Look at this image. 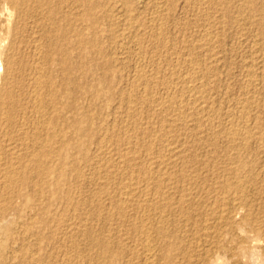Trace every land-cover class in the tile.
Here are the masks:
<instances>
[{
	"label": "rangeland",
	"instance_id": "obj_1",
	"mask_svg": "<svg viewBox=\"0 0 264 264\" xmlns=\"http://www.w3.org/2000/svg\"><path fill=\"white\" fill-rule=\"evenodd\" d=\"M35 1L21 37L15 39V31L8 29L19 14H10L7 5L0 16V46L15 42L16 47V63L10 67L15 104L9 112L16 122H3L0 128V169L15 167L0 172V264H143L146 248L136 237L137 217L163 229L159 238L152 230L151 243L158 252L155 264H162L169 242L213 216L216 208L203 201L215 191L223 194L225 184L234 181L240 188H232L231 197L241 200L230 210L241 213L237 222L242 226H253L263 236L264 0H49L42 8ZM46 11L54 13L52 19ZM193 70L205 76V112L179 120L173 110L158 107L169 91L163 81L173 73L186 78ZM21 124L30 138L21 140L14 133ZM235 126L253 133L237 149L221 134ZM38 131L57 135L45 143ZM167 142L179 150L165 157L172 169L169 183L187 174L179 185L193 182L204 196L201 201L192 197L184 210L167 199L160 203L166 209L147 206L145 199L139 208L131 193L138 170H156L149 158ZM44 149L49 156L39 167L32 157ZM191 164L199 174L188 172ZM197 202H202L201 213L193 206ZM164 236L170 237L167 244ZM176 255L180 264L181 255Z\"/></svg>",
	"mask_w": 264,
	"mask_h": 264
},
{
	"label": "bare ground",
	"instance_id": "obj_2",
	"mask_svg": "<svg viewBox=\"0 0 264 264\" xmlns=\"http://www.w3.org/2000/svg\"><path fill=\"white\" fill-rule=\"evenodd\" d=\"M32 0H0V16L2 15L3 11L8 10L9 7L7 5H9L11 7V12L13 11L14 14H16L15 12H17V14H19L20 19L17 22V24H14V19H13V25H10V28H8L10 30V32L12 30L15 31V39L16 37L22 35L23 29H24V25L23 23L24 20H26V12L28 10V8L33 5L31 3ZM201 1V0H199ZM214 1V0H213ZM221 1V0H220ZM52 2V1H51ZM245 3V2H244ZM6 4V5H5ZM51 4L49 2V0H36L34 5L37 6V8H42V5L46 6ZM203 4V3H202ZM201 4V5H202ZM54 5V4H53ZM117 5V4H116ZM219 5V4H218ZM49 7V6H48ZM54 7V6H52ZM127 7V6H126ZM228 7V6H227ZM53 9V8H52ZM48 10V9H47ZM119 10V9H118ZM45 11V10H44ZM8 12V11H7ZM48 14L49 19H52V15H49L52 12H48L46 11ZM45 12V13H46ZM161 12V11H160ZM221 12V11H220ZM12 13V14H13ZM43 13V14H45ZM112 13V12H111ZM126 13V12H125ZM159 13V11H158ZM8 14V13H7ZM71 14V13H70ZM69 14V15H70ZM116 14V13H115ZM6 15V14H5ZM29 15V14H28ZM4 16V15H3ZM46 16V15H45ZM44 16V17H45ZM54 16V15H53ZM230 16V15H229ZM249 16V15H248ZM5 17V16H4ZM7 17V16H6ZM12 17V16H9ZM8 17V18H9ZM17 17V16H16ZM118 17V16H117ZM201 17V16H200ZM15 18V16H14ZM120 18V17H119ZM34 19V18H33ZM132 19V18H131ZM135 19V18H134ZM12 20V19H11ZM18 20V19H17ZM97 20V19H96ZM204 20V19H203ZM56 21V19H55ZM12 22V21H11ZM53 22V21H52ZM16 23V22H15ZM29 23V22H28ZM1 24V23H0ZM6 24V23H5ZM52 24V23H51ZM114 24V23H113ZM131 24V21H130ZM162 24V23H161ZM208 25V24H207ZM5 26V25H4ZM52 26V25H51ZM203 26V25H202ZM210 26V25H209ZM208 26V27H209ZM6 27V26H5ZM76 28V27H75ZM79 28V27H78ZM134 28V27H133ZM140 28V27H139ZM26 29V28H25ZM49 30V29H48ZM46 31V30H45ZM95 31V30H94ZM56 32V31H55ZM75 32V31H74ZM125 32V31H124ZM12 34V33H11ZM67 34V33H66ZM208 35V34H207ZM34 36V35H33ZM84 36V35H83ZM1 37V35H0ZM10 37H12L10 35ZM7 38V39H10ZM206 37V36H205ZM3 38V37H1ZM0 38V39H1ZM6 39V37L4 38ZM35 39V38H34ZM68 39V38H67ZM80 39V38H79ZM210 39V38H208ZM212 39V38H211ZM2 40V39H1ZM19 40V39H18ZM36 40V39H35ZM218 40V39H217ZM5 41V40H4ZM3 41V42H4ZM209 41V40H208ZM207 41V42H208ZM211 41V40H210ZM216 41V40H215ZM2 42V41H1ZM8 42H10L8 40ZM36 42V41H34ZM187 42V41H186ZM193 42V41H192ZM218 42V41H216ZM257 42V41H256ZM20 43V42H19ZM40 43V41H39ZM91 43V42H90ZM96 43V42H95ZM167 43V42H166ZM204 43V42H203ZM210 43V42H209ZM213 43V41H212ZM211 43V44H212ZM1 44V43H0ZM31 44V43H30ZM191 44V43H190ZM216 44V43H215ZM6 44H4V46H0V128L2 126L3 122L6 123H11L14 124V119H13V114H9L10 110L13 108V103L11 101V79L13 78L14 74L12 73L11 70V65L15 64V57H16V47H15V42H12L11 44L9 43V46ZM19 45V44H17ZM35 44L33 43V46ZM101 45V44H100ZM141 45V44H140ZM42 46V45H39ZM47 46V45H46ZM195 46V45H194ZM19 47V46H18ZM36 47V45H35ZM200 47V46H199ZM46 48V47H45ZM18 50V49H17ZM35 50H38V44L37 47L35 48ZM106 51V50H105ZM48 52V51H47ZM63 52V51H62ZM100 52V50H99ZM43 53V52H42ZM51 53V52H50ZM65 53V51H64ZM69 53V52H67ZM66 54V53H65ZM43 55V54H42ZM50 56V55H49ZM45 58V57H44ZM67 58V57H66ZM194 59V58H193ZM190 60V59H189ZM207 61V60H206ZM47 62V60H46ZM48 63V62H47ZM193 63V62H192ZM195 63V62H194ZM201 63V62H200ZM211 63V62H210ZM41 64V63H40ZM206 64V63H205ZM38 65V64H37ZM193 65V64H192ZM23 66V65H22ZM45 66V65H44ZM186 66V65H185ZM16 67V66H15ZM198 67V66H197ZM195 68V67H194ZM202 68V67H201ZM42 69V68H41ZM179 69V68H178ZM66 70V69H65ZM140 70V69H139ZM143 70V69H142ZM197 70V69H196ZM16 71V69H15ZM19 71V70H18ZM161 71V70H160ZM172 72V71H171ZM187 72V71H186ZM189 72V71H188ZM209 72V71H208ZM181 73V72H179ZM178 73V74H179ZM34 74V73H33ZM182 74V73H181ZM201 74V73H200ZM40 75V72H39ZM46 76V75H45ZM178 75H176V73H173L170 77L166 78L163 81V84L165 86L168 87L169 91L166 92L168 93L167 96L163 99L158 100V107L159 109H170L173 110L176 114V116L180 119H184L185 117L188 116V113H192L193 111H195L197 114L198 112L201 111V109H204L203 104L205 103L204 100L205 99V90H204V85L202 83V78H204L203 76L200 77L199 73L196 72L195 70L191 71L190 73H188V75L186 76V78H178L176 77ZM254 76V75H253ZM17 77V76H16ZM48 77V76H47ZM215 77V76H214ZM50 78V77H49ZM61 78V77H60ZM15 79V78H14ZM46 78H44L45 80ZM206 79V78H205ZM42 80V78L40 79ZM43 80V81H44ZM49 81V80H48ZM206 81V80H205ZM41 82V81H40ZM210 82V81H209ZM19 83V82H18ZM50 83V82H49ZM48 83V84H49ZM44 84V83H43ZM41 85V83H40ZM156 85V84H155ZM15 86V85H14ZM45 86V84H44ZM80 86V85H79ZM33 87V86H31ZM37 87V86H36ZM41 87V86H40ZM43 87V85H42ZM51 87V86H50ZM59 87V86H58ZM204 87V88H203ZM208 87V86H206ZM30 88V87H29ZM45 87H43L44 90ZM57 88V87H56ZM46 89V88H45ZM55 89V88H54ZM59 89V88H58ZM40 90V89H38ZM42 90V89H41ZM41 90L39 92H41ZM49 90V89H48ZM48 90H46V93H50L52 97H55V93L47 92ZM27 91V90H26ZM36 92V88L35 90H33ZM53 91V90H52ZM58 91V90H57ZM14 91L12 90V93ZM44 92V91H43ZM86 92V91H85ZM31 93V92H30ZM41 94V93H40ZM44 94V95H45ZM29 95V94H28ZM36 96V95H34ZM39 96V95H37ZM48 96V95H47ZM31 97V96H30ZM40 97V96H39ZM43 97V96H42ZM36 98V97H35ZM38 98V97H37ZM41 98V97H40ZM207 98V96H206ZM210 98V97H208ZM39 99V98H38ZM43 99V98H42ZM86 99V98H85ZM140 99V98H139ZM29 100V99H28ZM46 100V99H45ZM211 100V99H209ZM132 101V100H131ZM151 101V100H150ZM13 104H12V103ZM34 102V101H32ZM36 102V101H35ZM42 102V100H41ZM136 102V101H135ZM51 103V102H50ZM156 103V102H155ZM207 103V101H206ZM52 104V103H51ZM55 104V103H54ZM212 104V103H211ZM245 104V103H244ZM34 105H38V104H34ZM41 105V104H40ZM27 106V105H26ZM39 106V105H38ZM48 106V105H47ZM52 106V105H51ZM25 107V106H24ZM34 107V106H33ZM40 107V106H39ZM53 107V106H52ZM157 107V108H158ZM206 107V106H205ZM37 108V107H36ZM35 108V110H36ZM41 108V107H40ZM40 108L38 110V112L40 111ZM45 108V106H44ZM211 108V107H210ZM208 108V109H210ZM235 108V107H234ZM247 108V107H246ZM25 109V108H24ZM214 109V108H213ZM242 109H244L242 107ZM15 110V109H14ZM28 110V109H27ZM45 110V109H44ZM54 110V109H52ZM148 110V109H147ZM153 110V109H152ZM205 110V109H204ZM203 110V111H204ZM16 111V110H15ZM163 111V110H162ZM167 111V110H166ZM34 112V111H33ZM37 112V111H35ZM37 112V113H38ZM41 112V111H40ZM49 112V111H48ZM156 112V111H155ZM205 112V111H204ZM24 113V112H23ZM170 113V112H169ZM173 113V112H172ZM31 114V113H30ZM39 114V113H38ZM46 114V113H45ZM56 114V113H55ZM73 114V113H72ZM174 114V113H173ZM196 114V115H197ZM47 115V114H46ZM138 115V114H137ZM160 115V114H158ZM162 115V114H161ZM192 115V114H191ZM204 115V114H203ZM202 115V116H203ZM141 116V115H140ZM171 116V115H170ZM201 116V115H200ZM24 117V115H23ZM36 117V116H35ZM44 117V116H43ZM46 117V116H45ZM173 117V116H172ZM208 117V116H207ZM19 118V117H18ZM39 119V118H38ZM33 120V119H32ZM35 120V119H34ZM168 120V119H167ZM185 120V119H184ZM230 120V119H229ZM243 120V119H242ZM41 121V120H40ZM166 121V120H165ZM245 121V120H244ZM16 122V121H15ZM23 122V121H22ZM26 122V121H25ZM42 122V121H41ZM178 122V121H177ZM182 122V121H181ZM180 122V123H181ZM202 122V121H201ZM246 122V121H245ZM21 123V122H20ZM76 123V122H75ZM87 123V122H86ZM187 123V121H186ZM185 123V124H186ZM32 124V123H31ZM47 124V123H46ZM49 124V122H48ZM142 124V123H141ZM140 124V125H141ZM182 124V123H181ZM208 124V123H207ZM210 124V123H209ZM8 125V124H7ZM6 125V126H7ZM39 125V124H38ZM62 125V124H61ZM187 125V124H186ZM185 125V126H186ZM237 125V124H234ZM247 125V123H246ZM10 126V125H9ZM26 125L24 124V126H19L20 129L16 130V132H14V130L12 132H14L18 138H25V137H29L27 136V133L30 131H24L22 128L25 127ZM47 126V125H46ZM59 126V125H58ZM135 126V125H134ZM155 126V125H154ZM159 126V125H158ZM170 126V124H169ZM184 126V125H183ZM200 126H203L200 124ZM210 126V125H209ZM220 126V125H219ZM227 126V125H226ZM233 126V125H232ZM13 127V125H12ZM36 127V126H35ZM39 129V126H37ZM55 127V125H54ZM57 127V126H56ZM69 127V126H67ZM73 127V126H72ZM160 127V126H159ZM171 127V126H170ZM174 127V126H173ZM176 127V126H175ZM221 127V126H220ZM219 127V128H220ZM225 127V126H224ZM248 127V126H247ZM16 128V126H15ZM44 128V127H43ZM213 128V127H212ZM223 128V127H221ZM228 128V127H227ZM18 129V128H17ZM26 129V128H25ZM37 129V128H36ZM35 129V131H37ZM47 129V128H46ZM173 129V128H171ZM170 129V131H171ZM250 129V128H249ZM246 127L243 126H235V127H231L226 131H221L222 135H225V138L227 137L231 144L233 145V148L240 146L241 144H248V142L250 141V139H252L253 133ZM10 130V129H9ZM45 130V129H44ZM142 130V129H141ZM144 130V129H143ZM161 130V129H160ZM166 130V129H165ZM214 130V129H213ZM2 131V129H1ZM5 131V130H4ZM6 131H8L6 129ZM40 131V130H39ZM38 131V137H42V139L44 140V142L46 143H53V137L57 135V133H53V134H49V132L44 133V134H40ZM46 131V130H45ZM162 131V130H161ZM161 131H159L161 133ZM179 131V129H178ZM43 132V131H42ZM41 132V133H42ZM57 132V131H56ZM59 132V131H58ZM64 132V131H63ZM85 132V131H84ZM152 132V131H151ZM166 132V131H165ZM164 132V133H165ZM172 132V131H171ZM210 132V131H209ZM7 133V132H6ZM8 133H10L8 131ZM7 133V134H8ZM34 133V131H33ZM137 133V132H136ZM186 133V132H185ZM198 133V132H197ZM214 133V132H213ZM13 134V137L14 135ZM31 134V133H30ZM37 135V133H35ZM56 134V135H55ZM134 134V133H133ZM172 134V133H171ZM175 134V133H174ZM33 135V134H32ZM135 135V134H134ZM144 135V134H143ZM162 135H164L162 133ZM196 135V134H195ZM200 135V134H199ZM207 135V134H206ZM209 135V134H208ZM214 135V134H213ZM6 136V135H5ZM35 136V135H33ZM151 136V135H150ZM152 136H154L152 134ZM165 136V135H164ZM168 136V135H166ZM219 136V135H218ZM10 137V136H8ZM54 137V138H55ZM135 137V136H134ZM160 137V136H159ZM163 137V136H162ZM207 137V136H206ZM213 137V136H212ZM222 137V136H221ZM259 137V136H258ZM17 138V139H18ZM30 138V137H29ZM28 138V139H29ZM32 138V136H31ZM153 138V137H152ZM156 138V137H155ZM161 138V137H160ZM175 138V137H174ZM179 138V137H178ZM214 138V137H213ZM226 138V139H227ZM9 139V138H8ZM33 139V138H32ZM31 139V140H32ZM41 139V138H39ZM132 139V138H131ZM163 139L165 140V138L163 137ZM168 139V138H167ZM173 139V138H172ZM184 139V138H183ZM182 139V140H183ZM206 139V138H205ZM216 139V137H215ZM13 140V139H12ZM15 140V139H14ZM19 140V139H18ZM17 140V141H18ZM22 140V139H21ZM30 140V139H29ZM155 140V139H154ZM153 140V141H154ZM177 140V139H176ZM217 140V139H216ZM262 140V139H261ZM7 141V139H6ZM11 141L10 139L8 140V142ZM16 141V143H17ZM20 141V140H19ZM33 141V140H32ZM41 141V140H39ZM57 141V140H56ZM64 141V139H63ZM150 141V140H149ZM148 141V142H149ZM166 141V140H165ZM168 141V140H167ZM171 141V139H170ZM169 141V142H170ZM205 141V140H204ZM215 141V140H214ZM25 142V141H24ZM43 142V141H41ZM147 142V141H146ZM164 142V141H163ZM172 142V141H171ZM213 142V141H212ZM228 141V143H230ZM6 143V142H5ZM21 143V142H20ZM44 143V144H45ZM55 143V142H54ZM179 143V142H178ZM182 143V142H181ZM12 144V143H11ZM25 144V143H24ZM31 144V143H30ZM56 144V143H55ZM147 144V143H146ZM159 144V143H158ZM157 144V145H158ZM165 144H168L165 143ZM163 144V145H165ZM173 144V143H172ZM177 144V143H176ZM185 144V143H184ZM131 145V144H129ZM150 145V144H149ZM175 147V143L173 144ZM179 145V144H178ZM7 146V145H6ZM9 146V145H8ZM11 146V145H10ZM9 146V147H10ZM16 146V145H15ZM51 146V145H50ZM126 146V145H125ZM155 146V145H154ZM211 146V145H210ZM217 146V145H216ZM23 147V146H22ZM147 146H145L146 148ZM151 147V146H150ZM172 147V145H165V148L163 150H161V153L158 155H155V157L153 156V154H151L152 156L149 158L150 161L148 162L149 164H151L152 166L154 165L155 169L152 173H150L149 169L151 170V168L148 167V170H146L145 172L143 170H141V168L138 170V174L135 178V181L133 183L132 186V198L134 199V203L137 207H141L142 205V200L145 199V202L147 203V206L149 205L151 207L152 204L155 205V209L159 210L161 209L160 206H162V203L165 199L167 200H171L169 202V204H171V202L174 201V205L179 206V208H181V210L185 209V207L187 206L189 200L193 197V199L195 198L196 201H199L201 199L202 195L200 193V191L198 192L194 185L193 182L189 183V186H183L179 185V182L181 180L184 181V183L186 182V180L188 179L187 174L185 175H181L180 178L176 179L175 181L173 179V182L169 183L170 180V173H169V169L170 166L168 165V158H167V163L165 160V157H167V155H173V154H178V148H174ZM180 147V146H179ZM182 147V145H181ZM180 147V148H181ZM45 148V147H44ZM65 148V146H64ZM130 148V147H129ZM144 148V147H143ZM158 148V146H157ZM162 148V147H160ZM183 148V147H182ZM215 148V147H214ZM231 148V149H233ZM3 149V148H2ZM152 149V148H151ZM237 149V148H235ZM234 149V150H235ZM24 150V149H23ZM28 150V149H27ZM128 150V148H127ZM178 150V151H177ZM184 150V148H183ZM192 150V149H191ZM196 150V149H195ZM10 151V150H9ZM21 151V150H20ZM32 151V150H31ZM125 151V150H124ZM129 151V150H128ZM159 151V150H158ZM188 151V148H187ZM216 151V149H215ZM218 151V150H217ZM33 152V151H32ZM31 154H34L36 152H33ZM40 154L34 155L33 157L31 155H28L29 157H32L35 159V161L38 163V166L40 167L43 158H46V156H49V153L47 152V150H42L39 151ZM150 152V151H149ZM186 152V151H185ZM1 153V152H0ZM152 153V152H151ZM182 153V152H181ZM187 153V152H186ZM193 153V152H192ZM197 153V152H196ZM213 153V152H212ZM4 154V153H3ZM11 154V153H10ZM24 155V153H22ZM26 154V153H25ZM28 154V153H27ZM54 154V153H53ZM135 154V153H134ZM167 154V155H166ZM184 154V151H183ZM110 155V154H109ZM131 155V154H130ZM145 155V154H144ZM181 155V154H179ZM13 156V154H12ZM18 156V153H17ZM133 156V155H132ZM150 156V155H149ZM177 156V155H176ZM183 156V155H182ZM25 157V155H24ZM28 157V158H29ZM125 157V156H124ZM145 157V156H144ZM173 157V156H172ZM180 157V156H178ZM6 158V157H5ZM170 158V156H169ZM174 158V157H173ZM198 158V157H197ZM26 159V158H25ZM148 159V160H149ZM171 159V158H170ZM180 159V158H179ZM13 160V159H12ZM146 160V159H145ZM173 160V159H172ZM182 160V159H181ZM194 160V159H193ZM0 161H2V158H0ZM5 161V160H4ZM10 161V160H9ZM19 161V160H18ZM17 161V162H18ZM30 161V160H29ZM129 161V160H128ZM136 161V160H134ZM171 161V160H170ZM116 162V161H115ZM126 162V161H125ZM182 162V161H181ZM214 162V161H213ZM28 163V162H27ZM124 163V162H123ZM178 163V162H177ZM145 164V163H143ZM170 164V162H169ZM190 164V163H189ZM205 164V163H204ZM1 165V164H0ZM17 165V164H14ZM187 165V164H186ZM194 165V164H193ZM210 165V164H209ZM4 166V165H3ZM6 166V165H5ZM203 166V165H202ZM207 166V165H206ZM1 167V166H0ZM18 167V166H16ZM21 167V165H20ZM24 167V166H23ZM145 167V166H144ZM143 167V169H144ZM189 169L188 172H192V174L194 175V173L197 172L196 166H192V164L190 166H187ZM19 168V167H18ZM43 168V167H42ZM139 168V167H137ZM147 168V167H146ZM198 168V166H197ZM13 169H15V167L13 168V166L11 167H4L0 169V172L2 173H9L10 171H13ZM26 169V168H25ZM153 169V168H152ZM24 170V169H23ZM42 170V169H41ZM44 170V169H43ZM136 170V169H135ZM172 170V169H171ZM16 171V170H14ZM19 171V169H18ZM45 171V170H44ZM143 171V172H142ZM239 171V170H238ZM20 172V171H19ZM18 172V173H19ZM71 172V171H70ZM133 172V171H132ZM186 171V173H188ZM200 171H198L197 173L199 174ZM230 172V171H229ZM236 172V170H235ZM252 172V171H251ZM17 173V174H18ZM23 173V172H22ZM42 173V172H41ZM134 174V173H133ZM181 174V173H180ZM236 174V173H235ZM19 175V174H18ZM23 175V174H22ZM27 175V174H26ZM247 175V174H246ZM168 176V177H166ZM224 176V175H223ZM257 175H255L256 177ZM133 177V176H132ZM200 177V176H199ZM264 177V176H262ZM134 178L132 180H134ZM176 178V176H175ZM187 178V179H186ZM194 178V177H193ZM44 179V178H43ZM167 179V180H166ZM240 179V178H239ZM243 179V178H242ZM256 179V178H255ZM23 180V179H22ZM192 180V179H191ZM190 178L188 180L191 181ZM238 180V179H237ZM243 180H248L247 179H243ZM264 180V178H263ZM20 181V180H19ZM25 181V180H24ZM197 180H195L196 182ZM223 181V180H222ZM241 181V180H240ZM18 182V181H17ZM38 182V181H37ZM168 182V183H167ZM229 182V181H228ZM237 182V181H236ZM234 181V184L230 183V184H225L226 186L224 187V192L223 194H219L216 193L217 191H215L212 195V197H209L206 201H203L205 204H210L213 208L215 207L216 209L213 210V216L211 218L205 216L202 218V220L200 221V223L198 222V224L193 225L192 227V231L190 232V234L188 236H185L183 238L180 239H174L173 242H169V238H167V236L164 238H166V244L168 243V251H167V255L165 256L163 263L162 264H176L175 260L177 258V253L181 255L182 261L180 262V264H264V235L262 236V232H260L257 228L253 227V226H249L246 225L245 223H243L244 225L242 226L241 223L237 222L239 219V216L241 213L238 212L237 209L230 210L229 206L231 205V203L235 206L238 201H240L241 199L235 198V197H231L232 194V188H235V190L240 188V185L238 183H236ZM248 182V181H246ZM183 183V182H182ZM223 183V182H222ZM227 183V182H226ZM245 183V182H244ZM25 184V183H23ZM38 184V183H37ZM221 184V183H220ZM246 184V183H245ZM17 185V184H16ZM39 185V184H38ZM215 185V184H214ZM235 185V187H233ZM250 185V184H249ZM22 186V185H21ZM200 186V185H199ZM242 186V185H241ZM9 187V186H6ZM203 187V186H202ZM201 187V188H202ZM129 188V187H128ZM197 188V187H196ZM215 188V187H213ZM125 189V188H124ZM198 189V188H197ZM9 190V189H8ZM201 190V189H200ZM216 190V189H215ZM217 190H219L217 188ZM223 191V190H222ZM1 192V191H0ZM236 192V191H234ZM242 192V191H241ZM51 193V192H50ZM127 193V192H126ZM129 193V192H128ZM130 193V194H131ZM203 193V192H202ZM122 194V193H121ZM176 194H179L178 196V201H175L174 196L176 197ZM234 194V193H233ZM129 195V194H128ZM204 196V195H202ZM203 198V197H202ZM130 199V197H129ZM120 200V199H119ZM166 200V201H167ZM201 201V200H200ZM121 203V202H120ZM202 202H197L195 205L193 204V206L195 207H200ZM151 204V205H150ZM204 204V205H205ZM239 204V203H238ZM203 205V206H204ZM124 206V205H123ZM166 206V204H165ZM189 206V205H188ZM191 206V205H190ZM189 206V207H190ZM233 206V208H234ZM122 207V206H121ZM135 207V206H134ZM164 207V206H162ZM129 208V207H128ZM165 208V207H164ZM236 208V207H235ZM166 209V208H165ZM197 211H199L200 209H196ZM206 210V209H205ZM212 210V208H211ZM136 211V210H135ZM146 211V210H144ZM187 211V210H186ZM185 211V212H186ZM203 211V210H202ZM147 212V211H146ZM145 212V214H146ZM162 212V211H161ZM187 213V212H186ZM184 213V214H186ZM197 213V212H196ZM201 213V210L200 212ZM141 214V213H140ZM144 214V213H143ZM163 214V213H162ZM189 214V213H188ZM170 215V214H169ZM180 215V214H179ZM127 216V215H126ZM138 216V215H137ZM141 216V215H140ZM144 216V215H143ZM148 216V215H147ZM197 216V215H196ZM200 216V215H198ZM204 216V215H203ZM146 217V216H145ZM150 218V217H149ZM33 219V218H32ZM142 219V218H141ZM185 219V218H183ZM187 219V218H186ZM201 219V217L199 218ZM152 220V219H151ZM151 221H149L148 219H142L140 221V219L137 217L136 219V227L137 230L136 232V237L137 240L139 238L140 243H143L145 245V254H144V258H143V264H155V258H156V253L158 252H154V249L151 245L152 242H154V237L152 235V230H154V233H156V238L161 237L159 234H164L163 233V229L158 226L159 223H156L153 225L150 223ZM197 222V221H196ZM243 222V221H242ZM248 224V222H247ZM185 225V224H184ZM188 226V225H187ZM174 227V226H173ZM187 228V227H186ZM168 230V229H167ZM172 230V229H171ZM183 231V230H182ZM189 231V229H188ZM166 233V232H165ZM168 233V232H167ZM171 234V233H170ZM182 235V234H181ZM172 236V235H171ZM123 237V236H122ZM175 238V237H174ZM127 240V239H126ZM157 241V240H156ZM97 243V242H96ZM99 243V242H98ZM157 243V242H155ZM165 243V242H164ZM100 244V243H99ZM136 244V243H135ZM163 244V243H162ZM166 246V245H165ZM132 247V246H131ZM158 247V246H157ZM160 247V246H159ZM143 248V247H142ZM165 249V248H164ZM167 250V249H166ZM102 251V250H101ZM124 251V250H123ZM112 252V251H111ZM121 252V251H120ZM104 253V252H103ZM133 253V252H132ZM141 254V253H140ZM161 254V251H160ZM124 256V255H123ZM127 256V255H126ZM138 256V255H137ZM109 258V257H108ZM110 259V258H109ZM115 259V258H114ZM138 259V258H137ZM136 261V260H135ZM161 263V262H160ZM110 264V262H109ZM159 264V263H158Z\"/></svg>",
	"mask_w": 264,
	"mask_h": 264
}]
</instances>
